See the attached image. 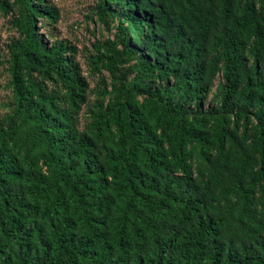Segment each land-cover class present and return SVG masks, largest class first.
Returning a JSON list of instances; mask_svg holds the SVG:
<instances>
[{
    "label": "trees",
    "instance_id": "1",
    "mask_svg": "<svg viewBox=\"0 0 264 264\" xmlns=\"http://www.w3.org/2000/svg\"><path fill=\"white\" fill-rule=\"evenodd\" d=\"M95 13L91 86L53 0H0V264H264V0Z\"/></svg>",
    "mask_w": 264,
    "mask_h": 264
},
{
    "label": "rangeland",
    "instance_id": "2",
    "mask_svg": "<svg viewBox=\"0 0 264 264\" xmlns=\"http://www.w3.org/2000/svg\"><path fill=\"white\" fill-rule=\"evenodd\" d=\"M98 0H53L58 7L61 17L55 25H46L47 32L53 34L52 38H67L75 42L80 53L78 55L83 64L85 74L95 85L97 76L90 74L86 64V49L98 40L108 37L113 38L118 30L117 21H112L109 26L102 23L95 13V5ZM18 32L12 24L11 15L0 18V116L9 109V101L12 97V88L9 85V73L7 71L8 43ZM92 98V97H91ZM81 125L87 122V107L84 106L80 114Z\"/></svg>",
    "mask_w": 264,
    "mask_h": 264
}]
</instances>
